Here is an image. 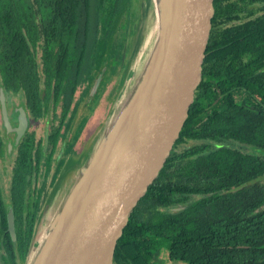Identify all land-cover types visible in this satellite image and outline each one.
<instances>
[{"label": "trees", "instance_id": "16d2710c", "mask_svg": "<svg viewBox=\"0 0 264 264\" xmlns=\"http://www.w3.org/2000/svg\"><path fill=\"white\" fill-rule=\"evenodd\" d=\"M257 1L214 0L195 102L160 176L131 215L115 264H264V157L237 148L264 150V128L235 99L246 89L264 104V16L247 20ZM134 15L133 0H0V87L8 98L23 97L30 123L53 113L49 145L34 134L25 139L6 199L0 185V249L9 264L27 261L78 90L86 83L88 97L103 68L104 75L119 65L128 72ZM190 141L195 145L185 146ZM3 148L0 140L1 154ZM10 208L16 241L8 232Z\"/></svg>", "mask_w": 264, "mask_h": 264}, {"label": "water", "instance_id": "95a60500", "mask_svg": "<svg viewBox=\"0 0 264 264\" xmlns=\"http://www.w3.org/2000/svg\"><path fill=\"white\" fill-rule=\"evenodd\" d=\"M159 9L162 30L151 62L52 219L30 264H115L118 242L133 211L171 156L203 80L215 6L214 0H160ZM105 71L96 78L89 100ZM0 106L3 125L17 133L18 145L29 127L27 112L23 107L16 110L18 124L12 130L2 87ZM7 220L16 241L13 209ZM35 237L36 232L30 252Z\"/></svg>", "mask_w": 264, "mask_h": 264}, {"label": "rangeland", "instance_id": "374dc122", "mask_svg": "<svg viewBox=\"0 0 264 264\" xmlns=\"http://www.w3.org/2000/svg\"><path fill=\"white\" fill-rule=\"evenodd\" d=\"M133 31L135 35L132 38V62L128 72L124 75V67L118 66L116 71H107L103 77L101 86L97 94L89 100V96L83 98L82 92L86 88V83L78 90L75 102H80L72 108L74 116L69 128H62V137L59 141L58 151H60L61 160L64 161L62 172L58 181L54 182L56 166L53 167L47 180V187L42 197L43 213L37 223L35 242L36 246L31 249L29 258L26 263L30 264L36 255L38 248L41 246L45 237L48 235L49 225L55 215L61 210L71 189L81 177L82 170L86 168L101 142L105 138L106 132L112 124L115 116L116 107L120 102L122 95L127 89L128 83L134 78V66L142 49L145 39L152 31L155 22V6L152 0H133ZM131 31V33L133 32ZM130 39V38H129ZM139 76L136 80H138ZM139 81V80H138ZM138 81L136 83H138ZM122 85V86H121ZM87 98V99H86ZM24 102L23 97H11L8 103L11 112L14 107ZM75 104V103H74ZM1 111V108H0ZM61 115V108L58 109ZM71 116V115H69ZM1 118V112H0ZM53 122V113L49 117L38 122L31 123V129L36 134V139L45 135ZM59 125V120L55 121ZM193 143H189L192 145ZM183 146H180L179 150ZM60 149V150H59ZM62 149V154H61ZM68 150V151H67ZM10 151V149H9ZM12 161V159H8ZM10 175L4 172L0 165V185L4 192L8 191L10 186ZM47 204V205H46ZM48 210L45 212V208ZM163 261H161V264ZM169 264H183L169 263Z\"/></svg>", "mask_w": 264, "mask_h": 264}, {"label": "flooded vegetation", "instance_id": "af4514ba", "mask_svg": "<svg viewBox=\"0 0 264 264\" xmlns=\"http://www.w3.org/2000/svg\"><path fill=\"white\" fill-rule=\"evenodd\" d=\"M250 8H252V10H255L256 13H254V15H252L251 17L247 18V20L248 19H254V18L256 19V18H259L261 16H264V0H260V1L252 3ZM235 95H236L235 99L239 100V102L241 103V105L243 107H245L247 110L252 111L254 113H257L259 115V119H258L257 125L259 126V128H264V104L261 101V99L252 98V100H250L249 98L253 97V96H249V94L247 93L246 89L242 93L236 92ZM9 101H10V98L7 97V105L9 103ZM20 107H23V106L19 105V106L14 107L13 111L11 112V110L9 109L10 107L8 106L10 120H11L12 126L14 127V128H12V130L16 129L15 127L18 124V116H19V114H18V112H16V110L19 109ZM0 108H1V106H0ZM225 109H226V107H223L221 110L225 111ZM27 115H28V113H27ZM28 119H29V116H28ZM0 122H1L0 140H2L5 143V148H3L4 149V153L1 154V151H0V165H1L2 170L4 172H8L9 173V172H11L13 170V166H14V163H15L14 159L16 157L18 147L20 146V144L25 139L30 138L33 134H34V137L36 139V134H35L36 131L34 132L30 128L31 127V123H30V119H29V127H28L26 133L24 134V136L21 138L20 143L18 145H16L17 133L14 132V131L8 132L7 128H5L4 125H3L2 116L0 118ZM49 132H50L49 129L46 130L45 135L42 137V139H44V141H45V146H46V138H47V141H48L47 146L49 145V140H48ZM36 140H38V139H36ZM189 143H193V141H190ZM189 143H187L185 146L195 145V142L192 145H189ZM10 144L12 145V149H10V151H9V145ZM58 145H59V143H58ZM240 146H242V148H243L242 150L245 153L252 154V155H255V156H258V157H264V150L261 149V148H258V147L254 146V145H246V144L240 145V144H237V148H239ZM62 152L63 151L61 149V154H62ZM55 157H56L55 158L56 162H54V166H56V168H57L58 163L61 161L60 151H59L58 154L56 153ZM8 159H12V161H8ZM259 182L260 183H264V176L261 177ZM254 183L250 184L249 186H252ZM233 192L236 193L237 191L234 190ZM3 194H4V199H6L7 198V195H6L7 192L5 193L4 190H3ZM42 201H41V205H42ZM182 208L183 207H181L180 209H182ZM10 209H12V208H10ZM10 209H9V211H10ZM7 222H8V220H7ZM6 257H7V255L5 254V252L0 249V264H9L7 262ZM19 264H23V263L20 262Z\"/></svg>", "mask_w": 264, "mask_h": 264}, {"label": "bare ground", "instance_id": "6f19581e", "mask_svg": "<svg viewBox=\"0 0 264 264\" xmlns=\"http://www.w3.org/2000/svg\"><path fill=\"white\" fill-rule=\"evenodd\" d=\"M155 6V22L153 25L152 31L148 34L147 38L145 39L144 45L142 49L140 50V53L138 54L135 66H134V78L128 83L127 89L125 93L122 95L119 104L116 107V112L115 116L113 117L112 124L108 128L113 127L115 124L117 118L119 117V114L126 104L127 100L129 97L132 95L134 92L136 86H137V81L142 77L144 74L145 69L147 68V65L149 62H151V58L153 56L155 47H156V42L159 37L160 31L162 30V24H161V9H159V1L160 0H152ZM139 76L138 80L137 77Z\"/></svg>", "mask_w": 264, "mask_h": 264}]
</instances>
